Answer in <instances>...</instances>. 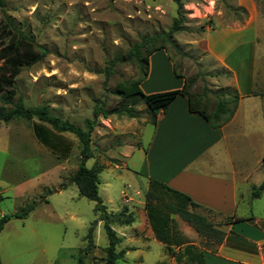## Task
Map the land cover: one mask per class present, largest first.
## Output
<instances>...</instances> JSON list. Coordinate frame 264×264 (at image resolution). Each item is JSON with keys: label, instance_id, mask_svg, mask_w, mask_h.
<instances>
[{"label": "rangeland", "instance_id": "1", "mask_svg": "<svg viewBox=\"0 0 264 264\" xmlns=\"http://www.w3.org/2000/svg\"><path fill=\"white\" fill-rule=\"evenodd\" d=\"M193 1L5 0V11L14 24L45 49L40 60L22 66L13 77L14 99L20 95L27 106L47 105L51 114L82 128L86 119H93L91 157L85 165L104 166L98 173L99 197L107 211L126 208L131 219L129 224L113 222L116 234H133L131 227L142 236L147 232L144 190L133 164L141 151H136L126 166L121 164V152L139 140L145 149L150 126L144 125L149 116L142 102L135 105L139 110L136 118L115 114L93 117L96 103L104 108L120 105L121 99L114 94L118 82L139 76L133 62L117 64L105 76L103 69L113 54L125 52L143 34L166 32L180 4L186 29L173 34L177 49L166 45V50L155 55L154 76H159L156 63L161 67L164 54L181 75H175L171 67L172 77L180 84L184 77L194 78L189 90L202 93L209 109L215 102L214 93L225 87H236L244 95L249 91L264 94V0H212L209 15L204 16L200 8L195 10L199 17H189L186 7ZM201 39L209 41L212 51L203 50V42H197ZM145 89L146 85H141L142 92ZM223 93L228 97L229 93ZM246 118L245 128L250 132L257 121L250 114ZM80 146L72 133L55 132L36 118L16 117L0 123V217L7 216L0 232L2 264H78L79 257L82 264H105L107 239L101 221L95 223L92 245L86 248V234L96 220L93 202L80 195L68 179L77 168ZM256 204L261 209L264 206V190ZM26 209L25 217L14 215ZM195 210L213 223L221 219L203 208ZM173 217L179 230L186 229L191 236L193 229L176 214ZM197 239L203 243L198 234ZM122 245L119 242L116 250ZM164 253L169 264H181ZM135 255L136 251H131L116 264H153L164 256L155 244L143 252V262L133 260Z\"/></svg>", "mask_w": 264, "mask_h": 264}, {"label": "crops", "instance_id": "2", "mask_svg": "<svg viewBox=\"0 0 264 264\" xmlns=\"http://www.w3.org/2000/svg\"><path fill=\"white\" fill-rule=\"evenodd\" d=\"M197 42L199 45L203 42L204 51H212L208 40ZM158 51L149 56L148 72L140 83V87L146 85L143 91L146 94L177 89L183 84L172 77L173 64L166 61L164 54L160 56L163 57L161 67L156 63L159 76H154L153 59ZM224 68L232 70L227 64ZM236 90L239 95L236 109L221 126L212 127L200 114L190 112L187 98L177 95L165 110L157 113L155 124H144L150 126L146 148L141 147L143 143L139 140L137 145L121 152V164L126 166L127 160L136 151H141L133 164L144 191L151 178L188 195L201 208L221 216L220 221L214 223L225 232L219 243L203 240L200 244L194 230H190V236L186 229L180 228L201 252L204 264H264V206L261 209L260 204H256L262 198L264 187L258 197H251L252 185H258L264 179V94L249 91V95H244L238 88ZM247 114L257 121L250 132L245 128ZM226 216L238 220L224 223ZM132 229L133 234L117 232L120 244H123L119 248L124 249L122 257L136 251L131 258L143 262V252L155 244L164 256L154 260L153 264L166 259L163 244L155 239L149 224L144 236L134 227ZM172 249V258L187 264L181 255V247Z\"/></svg>", "mask_w": 264, "mask_h": 264}, {"label": "trees", "instance_id": "3", "mask_svg": "<svg viewBox=\"0 0 264 264\" xmlns=\"http://www.w3.org/2000/svg\"><path fill=\"white\" fill-rule=\"evenodd\" d=\"M179 3V0H175ZM5 0H0V123H7L10 120L21 117L27 120L36 118L46 123L55 132H70L80 143L79 162L76 170L70 174L69 182L74 183L78 193L93 202V212L96 220L91 224L86 234L88 241L86 248L92 245V230L97 221H101L107 244L104 247L105 264H116V260L124 254V249L116 250L120 237L112 227L113 222L129 224L130 216L126 214V208L117 212H109L98 195V173L104 168L102 164L94 163L87 167L85 162L91 157L90 141L91 132L94 126L93 119L84 121V128L73 124L67 119H62L51 114L47 105L27 106L22 96L14 99L16 89L13 85V77L22 66H30L40 60L45 49L36 44L35 40L28 33L17 27L10 15L4 8ZM181 5L178 4L177 16L172 19L171 25L166 32H154L143 34L125 52H118L107 60V66L103 69L105 76L111 74L115 65L121 63H135L138 67L139 76L131 81H120L116 84L114 94L121 99V103L113 108H104L102 103H96L93 108V117L101 115L107 117L110 114L117 116L125 115L129 118L139 116V110L135 105L142 102L146 106L149 116V123L155 124L157 113L166 109L167 105L177 96L187 98L190 112L200 114L212 127H219L228 121L237 105L239 98L235 88H223L214 93L215 102L209 109L203 94H195L189 90L194 78H183L180 88L153 93H143L140 87L141 81L146 77L149 65V56L160 49L166 50V45L177 49L173 34L185 30V16L180 12ZM173 72L176 71L173 64ZM208 90H205V92ZM223 92L229 93L228 97ZM264 187V179L258 185H252L251 197H258ZM202 206L193 201L188 195L175 190L165 183L149 178L146 190L144 191V211L147 222L156 240L163 244L167 254L174 255L173 247H181L187 264H204L202 254L198 248L189 240L177 227L173 217L174 214L186 222L206 243L213 241L219 243L225 232L219 229L205 214L197 212L196 208ZM28 209L16 212V217H25ZM125 217V218H124ZM123 219V220H122ZM7 216L0 217V231L3 229ZM234 216L223 218L224 223L236 221ZM78 264H82L81 257ZM156 264H169L167 260H160Z\"/></svg>", "mask_w": 264, "mask_h": 264}, {"label": "built area", "instance_id": "4", "mask_svg": "<svg viewBox=\"0 0 264 264\" xmlns=\"http://www.w3.org/2000/svg\"><path fill=\"white\" fill-rule=\"evenodd\" d=\"M212 0H195L193 2H191V7H186L187 9V15L189 17H199V15L195 14V10L198 12L199 9H202L203 15H209L211 13V9H212ZM190 4V3H189ZM210 29H212L211 26H209ZM123 197L125 201H128L129 198L126 197V194H124L123 192Z\"/></svg>", "mask_w": 264, "mask_h": 264}]
</instances>
